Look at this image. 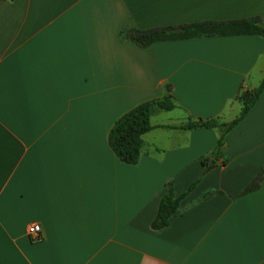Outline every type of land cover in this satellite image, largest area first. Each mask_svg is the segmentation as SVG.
Returning a JSON list of instances; mask_svg holds the SVG:
<instances>
[{
	"label": "crops",
	"instance_id": "0c3cea01",
	"mask_svg": "<svg viewBox=\"0 0 264 264\" xmlns=\"http://www.w3.org/2000/svg\"><path fill=\"white\" fill-rule=\"evenodd\" d=\"M252 18L264 0H0V264H264V174L244 193L264 168V37L122 36ZM261 84L215 156L217 129L164 128L230 122ZM167 95L119 161L113 123ZM168 182L193 187L152 230Z\"/></svg>",
	"mask_w": 264,
	"mask_h": 264
},
{
	"label": "trees",
	"instance_id": "16d2710c",
	"mask_svg": "<svg viewBox=\"0 0 264 264\" xmlns=\"http://www.w3.org/2000/svg\"><path fill=\"white\" fill-rule=\"evenodd\" d=\"M238 35H256L264 37V28L259 25L257 18L235 20L230 22H203L188 25H180L172 28H158L149 30H131L122 33L125 39L132 41L139 47L145 48L156 42L186 40L196 37L209 36H238ZM262 84L253 91H245L239 98L242 102V108L238 116L230 122H219L217 119L208 120H192L180 126H165L170 129H217L219 136L216 142L214 156L220 151L224 135L234 128L246 115L248 110L254 105L256 99L261 92ZM154 108L162 111H171L175 108L173 98L167 95L161 101L145 102L132 108L121 117H119L112 125L108 132L107 143L116 158L122 163L135 165L140 156L142 148V136L152 129L150 117ZM205 164V163H204ZM208 168L205 167L204 171ZM264 174V168L250 185L244 190L248 192L254 189L257 181ZM167 191L162 195L155 217L150 223L152 230H158L168 225L169 219L178 210L180 200L189 192L193 185L189 187L187 192L175 196L171 183L166 184Z\"/></svg>",
	"mask_w": 264,
	"mask_h": 264
},
{
	"label": "built area",
	"instance_id": "2783aa9c",
	"mask_svg": "<svg viewBox=\"0 0 264 264\" xmlns=\"http://www.w3.org/2000/svg\"><path fill=\"white\" fill-rule=\"evenodd\" d=\"M26 234L32 241H38L40 239V226L37 224L28 225Z\"/></svg>",
	"mask_w": 264,
	"mask_h": 264
}]
</instances>
